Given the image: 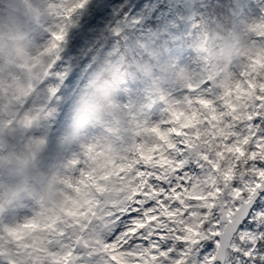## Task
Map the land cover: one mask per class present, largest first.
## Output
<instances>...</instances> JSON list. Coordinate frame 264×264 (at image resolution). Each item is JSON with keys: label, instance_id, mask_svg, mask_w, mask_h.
<instances>
[{"label": "snow or ice", "instance_id": "1", "mask_svg": "<svg viewBox=\"0 0 264 264\" xmlns=\"http://www.w3.org/2000/svg\"><path fill=\"white\" fill-rule=\"evenodd\" d=\"M28 11L31 49L0 36V131L47 122L36 150L70 143L84 73L129 27L203 31L139 106L75 137L37 190L0 185V264H264V0H30ZM208 27L223 29L219 44Z\"/></svg>", "mask_w": 264, "mask_h": 264}, {"label": "rangeland", "instance_id": "2", "mask_svg": "<svg viewBox=\"0 0 264 264\" xmlns=\"http://www.w3.org/2000/svg\"><path fill=\"white\" fill-rule=\"evenodd\" d=\"M170 2H175L182 4L184 0H170ZM30 0H0V36L5 37L7 42L12 45L14 42L9 37L16 35H23L25 38L18 43L27 50V34L32 30L36 31L34 22L27 17L28 5ZM190 5H195L196 0H188ZM27 11V12H26ZM5 14H2L4 13ZM5 18V19H3ZM167 32L166 29L149 30L146 32H138L137 35L141 41V47L149 39H154L149 44V51L151 56L154 58L156 64L150 66L149 63L145 65L147 73H143L140 77L134 75L139 83L145 86L146 91L151 87L154 80H165L168 76L166 65L174 62L176 57L174 55V49L178 46H183L186 50L193 45L199 44L202 39L201 32L203 29L196 31L190 25L188 26V31L185 33L176 34L172 32L167 35L163 42L159 39L156 42L157 33L159 31ZM209 33L208 43L210 45L219 44V40H214L211 37L217 33L221 34L218 30H214ZM222 35V34H221ZM128 49H132L130 45L127 46ZM105 57V58H104ZM100 58H103L101 60ZM108 53H104L103 56H98V61L104 64L108 61ZM13 67V65H9ZM152 69V70H151ZM128 79L125 83V92L121 87L116 89H111L109 94H102L100 96L93 95L91 93L83 95V103L86 106V111L82 115L80 122L74 129L73 139L68 145L61 146L56 141V138H49V143L45 146L36 150L34 145H30L29 141L33 138H39L45 134L44 125L47 123L41 121V126L37 127L33 125L32 127H23L17 124L14 130L4 129L0 131V185H7L10 189L16 190L19 188L27 187L29 190L35 191L40 187L38 182V177L41 174H47L50 172H55L58 170L59 162L56 160L57 153L60 152L61 148H69L74 146L76 143L75 137L83 135L88 131L96 130L99 125H101L105 120L111 117L112 113L120 106L127 105L130 101L135 102L137 106L142 102L143 96H134L135 87H131L132 81ZM84 91V87L80 86ZM146 93V92H145ZM77 98H80V93H77ZM4 102L0 101V111H2V105ZM61 130L58 135H62ZM44 151L45 157L38 156V153ZM33 153L35 156L33 157ZM52 153V154H51ZM45 161L47 163V172L35 169L32 164L33 161ZM5 195V188L0 187V197ZM24 192H20L19 196L23 197Z\"/></svg>", "mask_w": 264, "mask_h": 264}]
</instances>
